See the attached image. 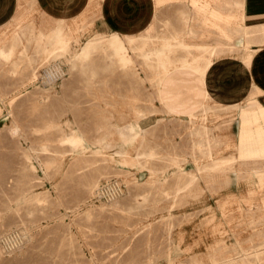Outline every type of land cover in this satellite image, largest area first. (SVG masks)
Wrapping results in <instances>:
<instances>
[{"label":"rangeland","instance_id":"obj_1","mask_svg":"<svg viewBox=\"0 0 264 264\" xmlns=\"http://www.w3.org/2000/svg\"><path fill=\"white\" fill-rule=\"evenodd\" d=\"M203 1L248 33L193 0H156L136 35L100 0L70 20L21 0L0 23V264H264V104L241 129L245 102L180 116L160 99L172 70L264 31V0Z\"/></svg>","mask_w":264,"mask_h":264},{"label":"crops","instance_id":"obj_2","mask_svg":"<svg viewBox=\"0 0 264 264\" xmlns=\"http://www.w3.org/2000/svg\"><path fill=\"white\" fill-rule=\"evenodd\" d=\"M20 1L0 0V23L13 17L12 12ZM39 1L42 2L39 10L52 19L70 20L71 15L82 12L91 16L94 10L92 0ZM100 3L106 25L122 35L140 34L143 29L152 27L157 9L156 0H100ZM48 10L50 14L45 13ZM245 17L249 20L247 15ZM251 34L253 38L239 42L244 48L242 53L227 51L216 56L204 69L181 67L168 73L159 88L160 99L167 109L172 114L185 116L199 112L209 102L229 108H237L245 102L240 105V116L235 119V124L244 129L250 120L249 112L264 104V45L251 46L264 43V31ZM261 110L264 113V109ZM236 137L237 130L234 140Z\"/></svg>","mask_w":264,"mask_h":264},{"label":"bare ground","instance_id":"obj_3","mask_svg":"<svg viewBox=\"0 0 264 264\" xmlns=\"http://www.w3.org/2000/svg\"><path fill=\"white\" fill-rule=\"evenodd\" d=\"M161 1H163V0H159V2H161ZM246 1V0H245ZM193 3H194V5H195V8H197V11L198 12H203L202 14L204 15V16H206L205 18H206V20H208L209 21V18H207V17H209V16H215V17H217L218 19H222V20H224L225 22H226V24L228 25V26H230V25H232L233 27H234V31H242V33L244 32V34L245 33H248V28H250V26H252L251 24H246V23H243V16H232L231 17V15H229L228 13L226 14V13H224V12H222V11H220V10H217L216 8H214V7H212L211 6V4H210V1H203V0H193ZM201 14V13H200ZM201 14V15H202ZM212 24H214V23H212ZM70 26H72L73 28H75V27H79L80 25H77V24H74V23H70ZM228 26H226L225 28H223V34L225 35V37H227V38H229V39H231L232 40V38H234V37H232V36H230L231 35V33L232 32H230L229 33V30L227 29V27ZM232 31V30H231ZM233 34V33H232ZM233 36H234V34H233ZM240 36V35H239ZM244 37V36H243ZM246 37H248V35L246 34ZM245 37V38H246ZM253 38V37H252ZM252 38H250L251 40H252ZM243 39V38H242ZM247 39V38H246ZM248 40V39H247ZM241 42V41H240ZM243 42H245V41H243ZM246 43H248V42H246ZM249 43H251L250 42V40H249ZM248 43V44H249ZM244 108V107H243ZM239 114H240V112H239ZM195 114H190V115H187V116H194ZM240 116V115H239ZM131 134V133H130ZM75 139H78V138H75ZM76 141V140H75ZM79 141V140H78ZM78 143V142H77ZM77 143H75V144H77ZM77 146V145H76ZM261 177V176H260ZM258 179V178H257ZM209 184V183H208ZM236 197V196H235ZM239 197V196H238ZM253 206V205H252ZM245 213V212H244ZM243 216V215H242ZM244 217V216H243ZM219 246V245H218ZM238 246V245H237ZM236 246V247H237ZM210 248V247H209ZM215 248V247H214ZM224 248V247H223ZM239 248V247H238ZM238 248H237V250H238ZM236 249V248H235ZM240 249V248H239ZM209 250V249H208ZM249 251V250H248ZM258 251V250H257ZM260 251V250H259ZM241 252H242V256H245V255H249V254H247V252H246V254L243 252V250H241ZM253 252H251V254H252ZM255 253H256V251H255ZM259 253V252H258ZM241 254V253H240ZM250 254V255H251ZM261 255V254H260ZM241 256V257H242ZM262 256V255H261ZM255 257H257V256H255ZM238 258H240V257H238ZM238 258H237V260H238ZM241 259V258H240ZM257 259V258H256ZM236 260V259H235ZM236 260V261H237ZM212 261H213V264H216L217 262H218V259L214 256V255H212ZM230 261V260H229ZM233 261V260H232ZM258 261V260H257ZM235 262V261H234ZM209 263V262H208ZM226 263V262H225ZM242 263H244V262H242ZM234 264H236V263H234ZM239 264H241V263H239Z\"/></svg>","mask_w":264,"mask_h":264}]
</instances>
